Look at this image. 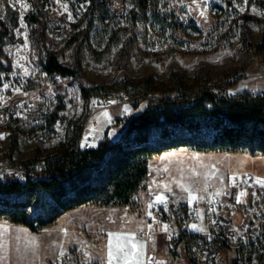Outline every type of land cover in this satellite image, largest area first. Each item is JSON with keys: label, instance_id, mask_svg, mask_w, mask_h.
Wrapping results in <instances>:
<instances>
[{"label": "rangeland", "instance_id": "374dc122", "mask_svg": "<svg viewBox=\"0 0 264 264\" xmlns=\"http://www.w3.org/2000/svg\"><path fill=\"white\" fill-rule=\"evenodd\" d=\"M258 1L264 3V0H231V5L226 4L227 0H147V10L141 12L136 0H123L116 6L114 18L96 19L90 24L86 0H0V21L10 33L2 50L11 67L9 72L0 70V110H10L18 103L42 108L51 101L64 107L58 113L63 122L58 141L28 143L26 126L10 132V123L2 121L0 160L11 158L23 163L46 156L72 139L78 129L80 144L84 135L91 137L92 145L103 134L110 141L115 140L123 123H129L149 103V98H143L144 87L138 85L146 77L159 84L167 81L173 71L189 82L197 76H218L228 84L231 93L264 92V8ZM132 11L136 13L134 20ZM243 16L251 19L242 20ZM47 53H54L58 62L68 68L80 60L77 77H48L42 70ZM82 90H87L89 97L97 91L126 97L128 117L118 118L121 110L118 105L88 112L89 98H83ZM14 137L17 148L11 154ZM243 155L179 148L149 161L147 180L155 185L158 194L169 195L180 203H190L192 197L195 199L191 202L197 203L217 197L229 204L220 209L219 229L227 236V246L217 240L202 247L192 244L190 249L181 248L170 256L162 237L155 235L147 241L148 228L137 227V231H142L138 241L146 243L142 245L146 252L156 253L157 264L235 262L237 252L232 245L238 244L239 235L250 231L253 223L249 217L255 209L250 206V211H243L242 207H233L234 203L224 193L234 192L230 188L231 170ZM257 168L259 176H263L264 165ZM241 193L240 190L237 194L242 196ZM243 197L249 200L251 194L244 193ZM139 206L137 199V203L123 207H80L65 213L39 233L0 218V245H12L0 261L79 264L77 247L58 256L59 245H99L105 237L100 230L113 233L115 225L120 224H125L129 232L135 228L131 222L145 220V212L139 211ZM138 253L139 247L137 257ZM242 254L251 264H264V256L254 245ZM92 255L108 263L107 254L101 250L94 249ZM140 260L144 262V255L140 254Z\"/></svg>", "mask_w": 264, "mask_h": 264}, {"label": "trees", "instance_id": "16d2710c", "mask_svg": "<svg viewBox=\"0 0 264 264\" xmlns=\"http://www.w3.org/2000/svg\"><path fill=\"white\" fill-rule=\"evenodd\" d=\"M86 1L90 24L96 19L114 18L116 6L123 3ZM136 1L139 10L145 12L147 0ZM226 4L231 5V0ZM257 4L264 8L262 1ZM131 17L134 20L136 13L132 11ZM7 38L10 33L0 21V70L4 72L11 70L2 50ZM42 70L48 77L74 79L81 65L77 60L73 68L65 67L54 53H47ZM138 85L144 87L143 98H149V103L129 121L118 140L110 141L105 136L95 147L81 148L78 129L51 154L29 162H43L41 172L1 181L0 218L39 233L82 206H127L147 178L149 161L169 150L189 148L264 157V92L242 90L228 97L220 94L227 91L228 84L218 76H197L189 82L175 71L165 82L158 84L146 77ZM82 96L88 99V91L82 90ZM63 109L59 102L49 116V125ZM16 148L14 137L10 153Z\"/></svg>", "mask_w": 264, "mask_h": 264}, {"label": "built area", "instance_id": "2783aa9c", "mask_svg": "<svg viewBox=\"0 0 264 264\" xmlns=\"http://www.w3.org/2000/svg\"><path fill=\"white\" fill-rule=\"evenodd\" d=\"M204 9H208L206 4H204ZM243 91L248 92V90ZM239 92L231 93L228 90H222L220 94L232 97L233 94ZM128 104V99L124 96L115 93L97 92L89 97L87 111L93 113L99 109L118 105L121 107L118 118L124 120L128 117V110H126ZM56 106V101H51L48 106L46 104L42 108L18 103L10 110H0V124L4 120L8 121L10 132L20 130L19 127L24 128L26 126L28 132L25 140L28 143L32 140L38 143L46 140L58 141V131L63 126L61 118L55 120L53 124H48L49 116L54 112ZM91 144V137L84 135L79 145L81 148H89ZM30 161L20 163L13 161L11 158L0 160V182L6 178L21 177L23 179L41 172L44 167L43 162L29 163ZM254 185L255 180L251 175L243 174L240 176L238 189L247 191L252 189ZM158 196L164 197L163 202L157 201ZM145 198L150 203L149 213L146 217L148 225L146 240H151L155 235L162 237L170 256L176 255L181 248L190 249L192 244L202 247L210 241L217 240L220 244L227 246V236H224L219 230L222 225L220 219L222 216L220 212L222 200L220 198L214 197L204 203H180L174 201L169 195L158 194L150 190L145 191ZM262 219L263 213L254 211L250 231L239 235L237 237L238 244L232 245V248L236 249L237 252L235 260L237 264H251L249 259L242 254L250 245L258 247L262 256H264V221ZM192 225H196L197 229L202 228L203 231L194 229ZM136 237L142 238V234L138 233ZM145 264H157L155 252H147ZM208 264L215 263L209 262Z\"/></svg>", "mask_w": 264, "mask_h": 264}, {"label": "crops", "instance_id": "0c3cea01", "mask_svg": "<svg viewBox=\"0 0 264 264\" xmlns=\"http://www.w3.org/2000/svg\"><path fill=\"white\" fill-rule=\"evenodd\" d=\"M255 92H262V91L256 90ZM127 125H128L127 122L123 123L122 131L118 134V137L115 140H112V141H116V140L119 139V137L121 136L123 131L127 128ZM104 137H105V135L103 134L102 138H100L94 145L91 144V147H95L98 144V142H100ZM107 138L110 140V137H107ZM234 156H236V155H234ZM236 163L237 164H236V166H234L232 168L231 175H230V178L232 179L230 188L232 190H234V192H232V191L231 192H226V193H224V196L226 198H228V200L231 199V201L234 203L233 207L238 206V207L244 208L243 211L244 210L250 211V209H249L250 206H253V208L255 210H253L252 213L254 211H261L263 213L262 221H264V186H262L261 183L257 182V181H264V175L263 176L262 175L259 176L260 174H258L259 172L257 170L258 169L257 167L260 164L264 165V157H261V156L253 157V156H250L248 154H244L243 158L242 159H238V161ZM243 174H249L255 180V185L252 187V189L247 190V191L241 190L242 193H248L249 192V194H251V197H250L249 200L244 198L243 195L239 196L237 194L238 191H240V189H238V186L240 184V176L243 175ZM154 186L155 185H151L149 183V181L147 180V178H146V180L143 182L141 188L133 196L132 201H131V202H136L137 203V199H139V203H140L139 211L141 210L142 213L145 212V220H143L140 223L138 221L137 222H131V224H133L135 226V228L132 229V230H129V232L127 231V228H126L125 224L115 225L117 227L114 228V230H113L114 232L113 233H120L125 238H127L128 236H131L132 239H133V242L137 243L138 245H146V243H140L138 241L141 238H137L136 235L138 233H140L141 230L137 231V227L140 226V227H142L144 229L148 228V225L146 223V217H147V215L149 213L150 203L145 198V191L146 190H150V191L156 192L157 188H155ZM210 199H212V198H208V200H210ZM227 204H228L227 201H223L222 200V206L225 207ZM87 206H92V205H87ZM82 207H85V206H82ZM251 219H252V215L249 217V220H251ZM122 220L125 221V218H123ZM80 228L87 229L86 227H83V226H81ZM100 231L105 235V237L103 238V241L99 245H91V244L90 245H64L63 247H61V245H59V247H60L59 249L61 250V253L58 254V256H62L63 254H65V252L70 250V248L74 249V248L77 247V249L79 250L78 253L80 254V263L79 264H108V263H106L104 261L95 259L93 257L94 255H92V253H94V249L95 250L97 249V250H101L102 252L106 253L107 257H108V248H107L108 233H106V230H104V229H101ZM127 234H129V235H127ZM82 238L85 241H87V239L85 237H82ZM10 246H12V245H0V260L4 259L5 253H7V251H8ZM126 247L130 248L131 246L130 245H126ZM137 248L133 250L136 253H137ZM89 249H91V251ZM90 252H92V253L89 254ZM140 253H142V255H144V257L146 259L147 252H146L145 248H140L139 247L138 257L132 261V264H145V260H144V262L140 260ZM117 261H119V262L115 263V264H123V261H121V260H117ZM0 264H6V263L0 261ZM39 264H45V263H39Z\"/></svg>", "mask_w": 264, "mask_h": 264}, {"label": "snow or ice", "instance_id": "6c2138e0", "mask_svg": "<svg viewBox=\"0 0 264 264\" xmlns=\"http://www.w3.org/2000/svg\"><path fill=\"white\" fill-rule=\"evenodd\" d=\"M247 2V0H245ZM7 87V85H5ZM258 183H261L262 186H264V181H257ZM244 193H241L243 195ZM191 199H195L192 197ZM190 199V202H191ZM164 197L158 196L157 201L163 202ZM194 229H197L196 225H192ZM203 231V229H197ZM126 245H130L131 247L128 248ZM142 248V245H138L137 243L133 242V239L131 236H128L125 238L120 233H109L108 234V264H113L114 260H121L123 261V264H132V261L137 258V253L133 251L137 247ZM142 255V253H140Z\"/></svg>", "mask_w": 264, "mask_h": 264}]
</instances>
